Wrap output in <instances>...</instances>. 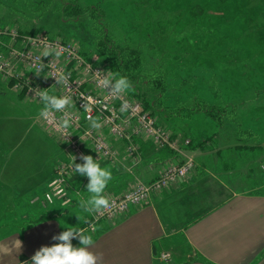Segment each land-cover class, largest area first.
Wrapping results in <instances>:
<instances>
[{"label": "rangeland", "instance_id": "374dc122", "mask_svg": "<svg viewBox=\"0 0 264 264\" xmlns=\"http://www.w3.org/2000/svg\"><path fill=\"white\" fill-rule=\"evenodd\" d=\"M62 1L0 0V25H15L23 30L32 29L53 36L73 38L89 54L99 55L91 51L92 35L86 20L66 22L59 10ZM153 1L155 10L162 7L168 9V12L157 17L156 13L159 11L153 13L154 9L151 8V15L147 17L145 15L140 18L141 21L145 24L151 20H162L168 25L167 29L163 26L164 36L176 33L175 37L169 39L171 42L167 41V45L169 44L175 52L173 51L172 55L171 52L168 53L162 76L168 77V83L174 82L172 79L174 74L179 75L177 76L179 78L184 77L187 83L182 87V92L187 97L197 91L210 101L229 104L227 117L224 116L219 122L203 113H193L189 118L176 122L164 121L160 115H156L157 122L179 139L178 143L185 154L194 161L196 177L203 174V168L200 169L201 166H205L200 160L203 156L194 157L189 151L198 148L200 151L211 152L205 156L206 158L223 160L209 165L216 172L223 173L225 181L230 180L227 174H231L234 183L232 188L246 190L244 192L249 193L253 190L251 185L254 181L263 182L264 179V170L260 167L261 161L264 162V154L260 159L256 158L258 153L263 152L264 147V0ZM89 2L105 9L107 19L113 24L116 36L120 39L121 37L127 39L133 28H136L134 24L137 22L135 20L140 8L132 4L131 0L84 1ZM183 10L188 12V20L181 15L180 12ZM173 22L178 23L175 28ZM188 23L194 24L192 31H189ZM158 53L154 55L151 51L143 52L151 66L161 63ZM169 92L167 91V94ZM17 93L13 89L0 87V135L2 133L7 141L12 143H29L37 147L41 153L42 164L51 176V166L57 159L63 157V150L56 139L39 126L36 121L37 107L19 97ZM131 94L139 99L133 91ZM186 139L189 140V144L184 146L182 144ZM254 148H258V151L248 153ZM199 162L202 163L200 166ZM243 165H247L246 174L242 172V168L239 169ZM260 174L261 178H258ZM112 178H116L113 173ZM87 183L88 180L72 183L68 189L72 195L55 198L53 203H48L43 195L37 202L20 204L19 207L9 210L10 212L4 207L0 217L30 216L39 210V205H42V208L51 211L47 210L48 214L49 212L56 213L55 215L64 214L65 226L82 229L84 213L79 208L78 201L82 193L86 192ZM216 192L217 187L211 188L208 197H213L212 194ZM78 216L82 217L81 221ZM1 221L3 218H0ZM181 246L184 247L183 250L188 251L183 242Z\"/></svg>", "mask_w": 264, "mask_h": 264}, {"label": "crops", "instance_id": "0c3cea01", "mask_svg": "<svg viewBox=\"0 0 264 264\" xmlns=\"http://www.w3.org/2000/svg\"><path fill=\"white\" fill-rule=\"evenodd\" d=\"M0 87L11 90L7 82L0 81ZM17 95L25 100L21 93ZM34 105L38 109V122L40 107ZM39 126L44 130L40 123ZM262 149L256 158L263 157L264 147ZM198 150L189 152L194 157L211 153ZM256 150L258 148L250 149L248 153L253 154ZM141 155L134 174L144 182L157 177L164 163L179 159L174 152L156 149L146 140L141 144ZM203 157L200 159L205 165L200 168H203V174L196 177L195 166L186 180L151 194L145 203L130 207L128 212L114 220L97 222L93 230L85 228L91 214L84 213L81 230L93 237L91 250L103 253L100 264H264V179L263 182L254 181L249 193L234 189L231 174H227L230 180L225 181L223 173L216 172L209 165L223 160ZM54 165L50 176L37 147L29 143H12L1 133L0 213L4 207L10 212L20 204L35 203L43 197ZM128 166L126 161L119 163L117 168L106 166L116 175L105 190L106 196L127 190L132 181L124 172ZM246 166L239 167L245 174ZM260 167L264 170L263 161ZM84 180L88 177L78 175L72 183ZM215 187L217 192L208 197L209 190ZM70 194L68 190L67 195ZM88 195L87 188L81 197L77 194L80 198ZM47 210L50 211L39 205V210L30 216L0 217L3 218L0 222V264L31 262V257L41 246L58 242L52 237L65 230L64 214L55 215L51 211L48 214ZM17 221L20 222L16 224ZM182 242L188 251L183 250ZM72 244L79 247V239L73 238ZM163 253L167 256L163 257Z\"/></svg>", "mask_w": 264, "mask_h": 264}, {"label": "built area", "instance_id": "2783aa9c", "mask_svg": "<svg viewBox=\"0 0 264 264\" xmlns=\"http://www.w3.org/2000/svg\"><path fill=\"white\" fill-rule=\"evenodd\" d=\"M44 43L58 46L61 55L53 58L50 54L42 57L47 66L37 77L33 62L41 56ZM101 74L114 73L98 54H89L73 38L53 36L44 31L26 33L18 26L0 25V81L9 83L11 89L21 93L40 109V99L34 89L47 90L56 96L68 95L72 105L66 109L73 117L72 126L67 129L71 135L65 136L56 128L63 113L55 112L49 119L38 115V122L44 130L56 139L63 150V157L55 161L52 178L48 182L44 197L48 203L67 195L74 179L79 174L73 171V156L76 163H83L81 154L91 155L104 166L117 168L121 162H128L124 171L131 176L127 190L118 195L108 196L114 207L104 214H91L85 226L93 230L97 222L114 220L125 214L130 207L145 203L151 194L159 193L186 180L195 167L191 157L185 154L170 130L162 128L157 118L144 108L142 102L130 92L119 98L112 97L106 89L97 86L96 71ZM57 71L69 76L67 85L55 84L52 77ZM46 76V77H45ZM87 105V111L83 105ZM40 113V110H39ZM89 117L99 118L101 127H90ZM149 141L156 149H165L179 156L178 161L164 163L154 179L144 182L136 178L135 165L141 159V144ZM189 144L185 140L182 145ZM85 178H87L85 176ZM163 257L167 255L162 254Z\"/></svg>", "mask_w": 264, "mask_h": 264}, {"label": "trees", "instance_id": "16d2710c", "mask_svg": "<svg viewBox=\"0 0 264 264\" xmlns=\"http://www.w3.org/2000/svg\"><path fill=\"white\" fill-rule=\"evenodd\" d=\"M84 1L63 0L59 10L68 23L80 22L81 19L86 20L88 30L92 35L91 51L99 53L101 60L114 73L129 78L133 86L130 92L133 91L134 94L136 93L139 96L140 101L148 111L155 116L160 115L159 117L164 121L174 122L189 118L193 113H203L217 122L224 116L227 117L228 102L218 104L216 101L208 100V97L199 94L197 91L192 92V95L187 97L182 92V87L187 83L184 77H177L179 75H175V70H173L174 76L172 79L176 83H168V77L162 76L164 66L167 64L168 53L171 52L170 55H172L173 51L175 52L169 44L167 45V41H170L169 39L173 36L175 37L176 33L172 32L164 36L162 34L163 26L166 29L168 28L166 23H163L162 20H151L144 24L140 18L145 17V15L146 17L150 16V13H152L151 8L154 9L153 13L159 11V13H156L157 17H159V14L163 15L166 11L168 12V9L160 7L155 10L153 0H131L132 4L140 8L137 15L139 21L135 20V22L137 21L134 22L136 28H133L134 30L127 39H123V37L120 39L119 36H116L113 24L107 19L105 9L94 3H84ZM180 13L187 18L188 12L186 10ZM160 22L162 25H160ZM177 24L172 23L174 28ZM187 25H189V31H192L194 24L188 23ZM21 31L35 33L37 30L21 29ZM188 42L192 44L190 40ZM145 50L151 51L154 55L159 50L158 56L161 58V63H158L157 66L149 65L146 55L143 54ZM144 67L145 69H143ZM169 73L171 72L169 71ZM167 91H170L169 94H167ZM202 92L208 94V92Z\"/></svg>", "mask_w": 264, "mask_h": 264}, {"label": "clouds", "instance_id": "9594fccd", "mask_svg": "<svg viewBox=\"0 0 264 264\" xmlns=\"http://www.w3.org/2000/svg\"><path fill=\"white\" fill-rule=\"evenodd\" d=\"M52 55L53 58H58L61 52L58 46L54 44L44 43L41 56L37 57L33 62V72L39 77L44 68L47 66L42 62V57ZM46 77V76H45ZM52 77L55 78V84L67 85L69 76L63 71H57ZM97 86L106 89L114 98H119L132 90V83L127 76L119 73L108 72L101 74V71H96ZM43 107L40 109V116L49 119L55 112L63 113L59 123L56 124L59 130L67 139L71 134L67 129L72 126L73 117L66 111L72 105V98L68 95L56 96L50 94L49 91L40 88L34 89ZM87 111V105H83ZM90 127L99 129L101 123L99 118L89 117ZM83 163H76V157L73 156V171L81 176L88 177L86 185L89 195L86 198H81L78 201L79 208L86 214H104L109 212L113 207V202L105 195V190L112 180V171L109 167H102L91 155L81 154ZM82 220L81 216H78ZM86 222V221H85ZM65 226V225H64ZM66 230L54 235L53 240L58 241L51 246L43 245L35 251L31 257V262L24 261L25 264H100L103 260V253H97L91 250L94 239L90 234H85L81 229L75 227H66ZM73 238H78L80 246H73Z\"/></svg>", "mask_w": 264, "mask_h": 264}]
</instances>
